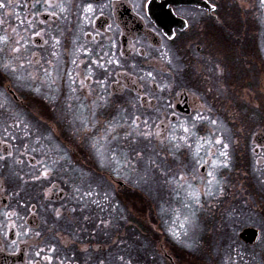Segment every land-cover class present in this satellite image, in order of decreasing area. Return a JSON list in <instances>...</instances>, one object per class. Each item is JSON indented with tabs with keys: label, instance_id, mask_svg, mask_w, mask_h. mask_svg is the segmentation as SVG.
I'll return each mask as SVG.
<instances>
[{
	"label": "flooded vegetation",
	"instance_id": "af4514ba",
	"mask_svg": "<svg viewBox=\"0 0 264 264\" xmlns=\"http://www.w3.org/2000/svg\"><path fill=\"white\" fill-rule=\"evenodd\" d=\"M0 2L7 3V0ZM13 2L14 7L0 9V35L6 32L12 35L13 28L25 36L33 29H46L47 35L33 36L29 45L45 60L51 59L49 36L59 35L60 31L64 35L62 47L57 49L61 53L60 59L55 61L59 66L60 77L51 87L42 89L41 94L20 86L10 72H5L2 65L8 62L10 56L7 52L0 53V93H4L8 102L5 108L0 109V137L7 136L4 127L12 123L13 114H19L26 120L34 133L39 129L45 136H52V140H45L43 147L36 153L24 157L19 155L22 151L19 147L21 140L10 141L17 158L23 159L25 163L16 165L9 159L5 165L0 161V177H11L14 172H19L29 181L25 184L12 178L0 186V264H33V261L36 264H84L86 254L80 250L81 242L90 246L89 251L93 256L90 264H95L97 257L107 258L108 264H116L115 258L119 255L130 259L132 264L224 263L220 254L192 255L193 251L187 254L181 245L173 244L166 238L160 239L159 229L151 223L153 217L130 207L126 199L144 196L152 199L154 195L138 192L133 184L134 179L127 174L128 169L117 175L112 169L100 166L89 147V140L75 132L80 126L79 121L73 123L71 115L62 113L65 112V104L71 103L73 109L87 119L92 100L98 95L113 93V106L101 110L100 115L101 120L111 119L116 116V105L136 94L137 89L132 87V80L143 75V72L154 70L156 84L164 81L171 83L172 87L160 91L156 85L148 82V91L153 97H158L149 111L155 117V109H159V118L163 120L167 115L171 123L193 117L197 111L217 120L224 130L225 142L230 145L228 167H231L230 172L222 169L219 173L222 177L231 174L232 179H228V182L233 183L231 197L235 199V214L251 210L256 198L264 202V148H256L258 144L264 145V8L259 7L258 0H74L75 4L92 3L97 9L91 15V23L84 21L82 13L75 7L71 8L67 19H61L48 15L55 9H46L43 0ZM56 2L53 0V3ZM109 3L113 7H103ZM139 3H146L147 7L137 15L135 5ZM212 4L216 5L215 9L211 7ZM188 14L197 15L196 22L190 28L185 25ZM20 21L32 23L21 24ZM109 24L112 25L111 32L108 31ZM81 30L88 32L89 38H83ZM97 31L100 35L92 40L91 37ZM165 33L168 37L164 36ZM74 35L81 36L80 43L94 49L91 56L81 52L77 65L71 63L73 57L70 55ZM44 40H49V44L44 45ZM133 43L135 48L130 46ZM163 46L170 49L169 55L173 57L171 65L160 59L159 51L163 50ZM101 49L105 53L109 49L116 53L122 66H109L105 72L93 64ZM138 49L144 54L141 55ZM132 64H136V69L131 68ZM89 65L93 74L87 84L93 89L94 95L89 96L87 88L72 94L69 91V78L64 75V71L79 74L75 76L78 87V81L87 75ZM27 71L31 69L25 66L18 74ZM126 72H132V76H127ZM105 77L106 87L96 83L105 80ZM117 80L121 84L127 82L129 90L121 92L119 85L114 83ZM50 94L59 96L57 103L44 99ZM3 102L4 97H0V103ZM81 104L85 107L80 108ZM13 131L22 137L21 131ZM219 131L220 128L213 131L208 121L197 122L196 132L206 140H213ZM201 144L209 145L204 141ZM117 145V150L124 153L130 147H141L140 144L133 145L131 141L125 142L123 139L114 142V146ZM32 146L35 147L34 142ZM154 146L159 149L155 142ZM218 147L212 146L211 149L215 153ZM4 148L0 140V155L4 154ZM50 148L56 149L57 154L49 151ZM192 150H195L194 142ZM185 151L189 154L188 150ZM61 155L63 159H60ZM53 159L58 160V164L48 180L35 182L25 175L32 171L28 166L29 160L32 164L42 160L50 165ZM258 159L260 163H257ZM53 184L57 190H64L63 194H55L57 190H54L51 202L56 207L61 203L68 207L77 206L73 188L80 186L86 189L90 184L94 192L100 193L93 198L100 201L103 210L90 205L83 213L77 212L79 223L70 224L66 218L55 225L54 230H49L53 229V221L51 215L45 212L48 201L42 199L41 192L42 188ZM105 193L108 199H105ZM153 205L151 203L152 210H146L155 212ZM13 211L18 215H5ZM46 215L49 221L47 225L42 223ZM84 215L90 216L91 221L85 222L82 219ZM98 219H111L112 226L107 230L101 229L97 227ZM247 227L257 230V237L252 242L239 236ZM27 228L41 231L42 235L38 238L34 234L16 235ZM261 228L248 224L237 230L238 238L232 240V244L237 241V245L248 246L251 254L249 260L243 258L245 256L241 253L233 256L234 264L237 261L264 264ZM73 230L78 234L79 241L64 244L60 237L68 238ZM13 240L17 241L15 245L11 243ZM260 241L263 244L255 246ZM53 245L55 252L49 250ZM38 248L44 251L40 257H35ZM45 256H51L52 260L46 261Z\"/></svg>",
	"mask_w": 264,
	"mask_h": 264
},
{
	"label": "snow or ice",
	"instance_id": "6c2138e0",
	"mask_svg": "<svg viewBox=\"0 0 264 264\" xmlns=\"http://www.w3.org/2000/svg\"><path fill=\"white\" fill-rule=\"evenodd\" d=\"M39 2V0H37ZM44 6L46 9L54 8V11H50L48 15L51 17H60L61 19H67V15L70 13L71 8L75 7L83 15V20L91 23V15H94L97 9L92 3H80L75 4L74 0H57L56 3H53V0H43ZM259 7L264 8V0H258ZM13 0H7V3L0 2V9L6 7H14ZM103 7H113L111 3L104 5ZM138 9L137 15L144 11V8L147 7L146 3H139L135 5ZM211 7L215 9L216 5L212 4ZM103 15V11H101ZM196 14H188V19L185 21L186 27L190 28L196 22ZM21 24L27 23L31 24V21H20ZM112 25H108V31L111 32ZM25 32L28 31L27 28L24 29ZM54 29V33H55ZM12 35H9L7 32L3 35H0V53L7 52L10 56V59L7 63L2 65L5 72H10V74L15 78V80L22 87H28L37 94L42 93V89L45 87H51V84L56 83L57 78L60 77L59 66L55 63L60 59L61 53L57 49L62 47V37L64 35L63 31H60L59 35L52 34L49 36L51 41L52 50L50 52L51 59L45 60L43 56L38 55L36 51H33L29 45L32 43V37H43L47 35L46 29L42 28L40 31L32 30V32L25 36L22 35L17 28L11 30ZM81 35L83 38H89V33L81 30ZM100 33L97 31L95 36H92L91 39L95 40L96 36H99ZM165 37H168V34H164ZM81 36L74 35L72 38L73 48L70 55L73 57L71 63L73 65L78 64V56L81 52L88 53L90 56L93 54L94 49L87 46V44L80 43ZM49 40H44V45L49 44ZM111 43V41H110ZM115 46V45H113ZM135 48V43L130 45ZM140 54L144 53L142 50H139ZM170 49L166 46H163V50L159 51V56L161 60H166L168 65L172 64L173 57L169 55ZM122 55V54H121ZM98 68L103 69L105 72L108 71V67L112 65L122 66L121 60L116 53L112 52L111 49L107 53L101 52L96 58L92 61ZM25 66L31 71L26 73H20V69L25 68ZM136 64H132L131 68L136 69ZM219 67V66H218ZM143 71V69H141ZM93 74V69L89 65L87 70V75H84L83 78L79 79L77 87L76 75L72 72L64 71V75L69 78V91L72 94H76L78 91H82L87 88L89 96L94 95V91L91 87H88L87 82ZM127 76L131 77L132 72H126ZM105 80L96 81L101 87H106ZM156 75L153 71L143 72V75H138L135 80H132V87L136 88V94L124 100L120 105H116V116H113L111 119L101 120V110L107 109L113 106L112 96L113 93H108L107 95H98L96 99L92 100V107L89 108V117L86 119L82 113L78 110L73 109L71 103L65 104V112L62 115H71L72 122L76 123L79 121L80 126L75 129V132L82 135L83 137L89 140V147L93 150L94 156L97 158L100 166L112 169L116 172L117 175L124 169H129L131 172H139L141 175L138 176V183L148 184L149 181L153 178V175L156 172H159L161 175L165 176L166 183L175 184L178 188L185 189V200L186 203L183 204V208L187 211L188 215L183 217V222L181 228L183 231L174 230L169 228L168 231L171 232L174 239L179 243L183 244L185 241L182 237L187 236V228L184 227L185 224L193 223V218L195 217V212L193 211L195 206L202 207L201 204V193H205L208 196L214 195L211 191L213 184H219V181L216 179V169L218 166L222 165L224 167L229 166V152L230 147L229 143H226V137L224 136V130L218 124L217 120L211 119L210 117L203 116L199 111L195 113L193 117L184 119L177 123H171L168 120L167 115L164 119L159 118V109H155L157 113L155 117L153 113L149 111V108L152 106L153 102L158 99V97H153L151 92L148 91V82L156 85L160 91L170 89L172 87L171 83L161 81L159 84H156ZM115 84L119 85L121 92L129 90V85L127 82L121 84L120 81H114ZM38 85V86H37ZM0 97H4V102L0 103V109L7 106V97L4 93H0ZM44 99L48 100L50 103H57L59 96L57 94H50L44 96ZM80 108H84L85 105L81 104ZM208 121L213 126V131H216L220 128V131L215 135L213 140H206L205 137L198 136L196 132L197 122ZM13 130H19L23 133L22 137L17 136L16 132ZM4 132L7 133L6 137H0L2 143L5 145L4 154L0 155V161H3L7 165V161L11 159L16 165H23L25 162L21 158H17L15 152L13 151L10 141L21 140L19 145L22 148V151L19 153L20 157L29 156L32 153H36L38 149L43 147V142L45 140L51 141L52 136H45L42 134L39 129L34 133L32 131V126L24 119L21 118L19 114H13L12 123L4 127ZM123 133V136H121ZM195 140L193 141V138ZM123 139L125 142L131 141L133 145H139L144 143L145 146L155 145L159 146L161 151H166L167 155L172 157L174 160L179 158L181 150H188L191 155L192 160V172L188 173L186 171L187 165H184L178 173H173L171 168L166 169V163L164 158L160 157V153L156 151L155 146L152 148V151L149 153L145 149H137L135 147H130L127 153H124L122 150L118 151L117 146H114V142ZM29 141V142H24ZM201 141L208 143L211 146H219L217 152L219 157H216L211 147L208 149L206 155L207 159H201L199 153L201 151ZM34 142L35 147L32 146ZM193 142L195 143V152H191L193 147ZM256 148H264V145H256ZM254 151L256 149H253ZM49 151L56 153V149L50 148ZM216 157V158H214ZM64 157L61 155L60 159ZM222 158V159H220ZM34 159V156L32 157ZM158 160L160 162H158ZM261 161L258 159L257 163ZM58 160H51V164L45 163L42 160L35 161V164H32V161L29 160L28 166L32 169L30 173H26V176L30 177L31 181L41 182L43 180H48V178L53 174L54 168L57 166ZM39 165V167H37ZM207 166L209 170L205 176H199L196 174L197 167ZM15 178V180L28 183L29 181L25 179V176L20 175L19 172H14L11 177H0V186L4 183H7L10 179ZM192 181H200V184H194ZM54 190H57L56 185H51L49 187L42 188L41 197L43 200L48 201L45 205V212L51 215L53 221V229L55 225L59 224L61 221L68 219V223H79V220L76 216L77 212L83 213L86 211L90 205H95L103 210V205L100 204V201L94 199V196H99V192H94L89 184L87 188L76 186L73 188V198L76 200V205L73 207H68L67 204L61 203L59 207H56L51 202V197L54 195ZM220 193H223V187L219 186L217 189ZM173 191H176L174 188ZM63 189H58L55 194H63ZM18 194V193H17ZM105 199H108V194L105 193ZM176 195L179 196V191H176ZM85 197L88 198L85 201ZM34 207V206H33ZM5 215L16 216L17 212L13 211L10 214L5 213ZM82 219L85 222L91 221V217L84 215ZM47 215L43 218L42 223L48 224ZM112 226L111 219H98L97 227L107 230ZM31 235L34 234L35 237H40L42 235L41 231H35L32 228H27L23 233H17L16 235ZM105 234L107 232L105 231ZM59 237V233H57ZM62 242L66 245L75 244L79 241V236L75 230L68 238L60 237ZM13 245L17 243L16 240L11 242ZM123 243V241H120ZM191 247V245H188ZM89 244H84L81 242V252L86 254V259L84 264H90L93 259V256L89 251ZM49 250L52 252L56 251L55 246H50ZM44 249H37L34 253L35 257H40L41 252ZM239 255V253H237ZM46 261H51V256H45ZM116 264H132L130 259L126 260L123 255H119L115 258ZM230 264H234L229 257ZM33 264H36L33 261ZM95 264H108L107 258L101 259L96 258Z\"/></svg>",
	"mask_w": 264,
	"mask_h": 264
},
{
	"label": "rangeland",
	"instance_id": "374dc122",
	"mask_svg": "<svg viewBox=\"0 0 264 264\" xmlns=\"http://www.w3.org/2000/svg\"><path fill=\"white\" fill-rule=\"evenodd\" d=\"M140 148L145 149L147 152L152 151V145L145 146L144 143L140 144ZM211 145H204L201 147L199 157L201 159H206V153ZM216 149V148H215ZM214 149V150H215ZM213 150V149H212ZM160 153V157L164 158L166 163V169L171 168L173 173H178L179 170L187 165L186 171L188 173L192 172V162L191 155L187 154V151L181 150L179 158L174 160L172 157L167 155L166 151H161V149H156ZM194 153L195 150H192ZM217 152V151H216ZM215 152V153H216ZM218 156V152L216 153ZM214 157V158H216ZM180 160V163H179ZM158 162H160L158 160ZM227 170L230 172L231 167H221L218 166L216 169V179L219 184H213L211 191L214 193L212 196H208L205 193H201V204L200 206H195L193 211L195 212V217L193 218V223L185 224L184 227L187 228V236L182 237L184 243H179L173 238L171 232L168 231L169 228L174 230L183 231L181 224L183 222V217L188 215L187 211L183 208V204L187 201L185 200V189L178 188L175 184L166 183V177L156 172L153 178L148 184L138 183V176L141 175L139 172H131L127 170L129 177L134 179V186L137 188L138 192L153 194L152 198L155 206V212L145 211L153 217L151 223L159 229V238L169 239L173 244L181 245V248L188 254L190 251L192 255L205 254L210 256H221L225 262L221 264H230L229 257L241 253L249 260V247L237 245V241H234V246L232 240H237V230H240L242 226L251 224L262 227V238H264V221L262 220V215L264 216V202L259 198H256L254 206L251 210H245L243 213L235 214L233 210L235 199L231 197V190L233 183L228 182L231 178L228 175H223L222 177L219 172L221 170ZM233 169V167H232ZM209 168L205 166L196 168V174L199 176H205ZM124 172V171H123ZM126 175V174H125ZM192 183L199 185L200 181H192ZM219 186L223 187V195L217 189ZM179 191L180 195H176V191ZM228 192V193H227ZM146 194H143L146 195ZM223 196V197H222ZM222 197V198H221ZM141 199L146 200V196ZM149 202V201H148ZM151 203V202H149ZM245 206H248L247 204ZM150 210L153 208L149 207ZM125 222V219L123 220ZM263 244V241L258 242L259 246ZM188 245H191L189 247ZM263 248V247H262ZM221 251V252H220ZM258 254V252H257ZM207 264H218L216 262H209ZM235 264H250L249 262L237 261Z\"/></svg>",
	"mask_w": 264,
	"mask_h": 264
},
{
	"label": "trees",
	"instance_id": "16d2710c",
	"mask_svg": "<svg viewBox=\"0 0 264 264\" xmlns=\"http://www.w3.org/2000/svg\"><path fill=\"white\" fill-rule=\"evenodd\" d=\"M126 199L130 207L137 209L143 213H145L146 209H149V207H151V203H154L151 198L144 200L141 199V197H137V198L128 197ZM148 201L151 203H149Z\"/></svg>",
	"mask_w": 264,
	"mask_h": 264
},
{
	"label": "water",
	"instance_id": "95a60500",
	"mask_svg": "<svg viewBox=\"0 0 264 264\" xmlns=\"http://www.w3.org/2000/svg\"><path fill=\"white\" fill-rule=\"evenodd\" d=\"M239 236L245 241L252 242L257 237V230L253 227H247L240 232Z\"/></svg>",
	"mask_w": 264,
	"mask_h": 264
}]
</instances>
